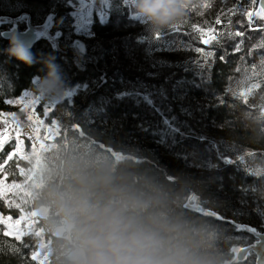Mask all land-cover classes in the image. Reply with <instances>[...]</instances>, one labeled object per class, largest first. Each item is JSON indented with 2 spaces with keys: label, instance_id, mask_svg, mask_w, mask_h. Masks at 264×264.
Segmentation results:
<instances>
[{
  "label": "trees",
  "instance_id": "1",
  "mask_svg": "<svg viewBox=\"0 0 264 264\" xmlns=\"http://www.w3.org/2000/svg\"><path fill=\"white\" fill-rule=\"evenodd\" d=\"M77 1L0 0V114L36 90L34 80L46 76L51 60L63 89H77L49 115L59 136L91 135L101 147L137 155L170 182L184 180L189 197L214 215L205 218L222 229L232 264H256L253 254L236 263L235 253L255 243L253 232L264 233L259 0H193L181 22L159 31L124 0H109V19L95 20L92 36L76 33L71 4ZM30 26L43 35L27 65L7 54L10 42L2 33ZM9 150H0V158ZM9 166L16 171L27 164ZM0 212L20 217V210L2 204ZM36 239L7 236L0 225V264H38Z\"/></svg>",
  "mask_w": 264,
  "mask_h": 264
},
{
  "label": "clouds",
  "instance_id": "2",
  "mask_svg": "<svg viewBox=\"0 0 264 264\" xmlns=\"http://www.w3.org/2000/svg\"><path fill=\"white\" fill-rule=\"evenodd\" d=\"M193 0H127L154 31L179 23ZM10 57L31 65L29 47L10 37ZM41 95L63 83L51 60ZM146 159V158H145ZM31 164L27 186L47 264H232L222 229L190 211L189 184L170 182L135 154L101 147L93 136L66 133Z\"/></svg>",
  "mask_w": 264,
  "mask_h": 264
},
{
  "label": "rangeland",
  "instance_id": "3",
  "mask_svg": "<svg viewBox=\"0 0 264 264\" xmlns=\"http://www.w3.org/2000/svg\"><path fill=\"white\" fill-rule=\"evenodd\" d=\"M124 5L131 9L127 0H124ZM71 7L76 33L82 36H92L91 26L95 20L105 23L109 19V0H78L76 4H71ZM37 31L41 39L43 35L41 30L37 29ZM38 82L39 79L34 80L36 88L34 92L25 91L21 97L8 102L11 111L0 114V140L7 137L0 150L6 149L7 146L11 149L7 157L0 158V182H2L0 204L9 209L20 210L18 218L3 216L0 212L5 221L0 225L4 233H10L7 236L17 239L16 233H21L20 240L29 235L36 237V252L33 258L38 264H47L41 237L36 235L39 227L36 218L31 215L32 210L27 212L22 210L24 206H31L30 196L25 194L30 183L29 177H31L30 161L39 153L42 145L44 147L59 136L60 127L57 122L49 119V115L58 104L66 100L71 101L77 89H63L59 95H41L37 89ZM12 160L24 162L27 167H18L16 171H12L9 166ZM14 184L19 190L11 187Z\"/></svg>",
  "mask_w": 264,
  "mask_h": 264
},
{
  "label": "water",
  "instance_id": "4",
  "mask_svg": "<svg viewBox=\"0 0 264 264\" xmlns=\"http://www.w3.org/2000/svg\"><path fill=\"white\" fill-rule=\"evenodd\" d=\"M258 6L261 11V3L258 1ZM264 16V15H263ZM17 35L28 47L33 49L40 39V36L35 28L30 26L25 31H19L18 29L7 30L2 33V38L10 42V37ZM190 211L195 214L202 215L204 217H214V215L202 206L193 204ZM256 237V242L250 246L242 247L235 253V259L238 263H244L253 254L255 256L256 264H264V233L253 232Z\"/></svg>",
  "mask_w": 264,
  "mask_h": 264
},
{
  "label": "snow or ice",
  "instance_id": "5",
  "mask_svg": "<svg viewBox=\"0 0 264 264\" xmlns=\"http://www.w3.org/2000/svg\"><path fill=\"white\" fill-rule=\"evenodd\" d=\"M260 3H261V12L258 13L259 15H264V0H260ZM219 22V21H218ZM203 43H207V41H202ZM221 60H223V57H221ZM7 140V137H4L3 140H0V147H2L3 143ZM43 148V145L41 146ZM9 159H11V156H9ZM29 180H31V177H29ZM0 184H2V182H0ZM13 189H17L19 190L18 186L17 185H12L11 186ZM5 190H9L7 188H5ZM26 195H29L28 191L25 192ZM31 215L33 216V214L31 213ZM10 220V218H8ZM4 217L2 215H0V223H4ZM10 233L8 232H5V235H9ZM21 236V233H16V237L17 239H19Z\"/></svg>",
  "mask_w": 264,
  "mask_h": 264
}]
</instances>
